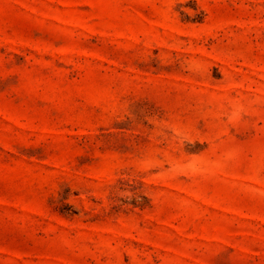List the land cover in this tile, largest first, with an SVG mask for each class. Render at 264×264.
I'll return each instance as SVG.
<instances>
[{
    "label": "rangeland",
    "instance_id": "obj_1",
    "mask_svg": "<svg viewBox=\"0 0 264 264\" xmlns=\"http://www.w3.org/2000/svg\"><path fill=\"white\" fill-rule=\"evenodd\" d=\"M0 264H264V0H0Z\"/></svg>",
    "mask_w": 264,
    "mask_h": 264
}]
</instances>
